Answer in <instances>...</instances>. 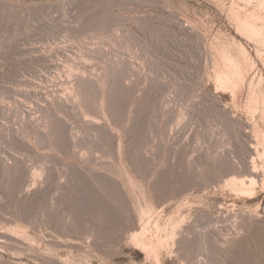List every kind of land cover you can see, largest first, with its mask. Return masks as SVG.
<instances>
[{
	"label": "rangeland",
	"instance_id": "obj_1",
	"mask_svg": "<svg viewBox=\"0 0 264 264\" xmlns=\"http://www.w3.org/2000/svg\"><path fill=\"white\" fill-rule=\"evenodd\" d=\"M263 3L0 0V264H264Z\"/></svg>",
	"mask_w": 264,
	"mask_h": 264
},
{
	"label": "bare ground",
	"instance_id": "obj_2",
	"mask_svg": "<svg viewBox=\"0 0 264 264\" xmlns=\"http://www.w3.org/2000/svg\"><path fill=\"white\" fill-rule=\"evenodd\" d=\"M262 2H264V1L262 0ZM263 4H264V3H263ZM258 7H259V6H258ZM246 19H247V18H246ZM249 19H250V18H248V21H249ZM252 19H253V17H252ZM255 19H256V18H255ZM237 20H238V18H237ZM238 21H239V20H238ZM238 21H237V22H238ZM246 22H247V21H246ZM246 22H242V21H241V22L238 23V28H239V30L242 32V34H243L244 36L247 35V36H245V37L250 38V36H251V39H253L252 37H256V38H258L259 34L261 33L260 31H262V33H263L262 28H258V27H257V28L255 29V27H254L253 24H249L250 21L247 22V23H246ZM253 22H254V21H253ZM256 22H257V21H256ZM251 23H252V22H251ZM257 29H259V32H260V33L257 31ZM263 34H264V33H263ZM260 35H261V37H262V34H260ZM263 36H264V35H263ZM254 39H255V38H254ZM261 40H262V38H261ZM251 41H253V40H251ZM257 41H259V39H258ZM262 41H263V40H262ZM254 42H256V41L254 40ZM259 42H260V41H259ZM243 51H244V50H243ZM243 51H241V53H243ZM243 54H244L245 57L247 56L245 53H243ZM243 54H242V56H243ZM243 58H244V57H243ZM239 59H240V58H239ZM239 59H238V60H239ZM246 59H247V58H246ZM243 60H244V59H243ZM244 61H246V60H244ZM244 61H243V62H244ZM248 62H249V61H247V63H248ZM239 63H240V62H239ZM244 63H246V62H244ZM247 63H246V65H247ZM244 65H245V64H244ZM246 65H245V66H246ZM251 65H252V64H251ZM245 66H244V67H245ZM248 66H249V65H248ZM232 67H233V68L230 69V70H229V69H228L227 71L224 70L225 72L223 71L222 73H220L221 75L219 76V81H220L222 84H224L225 86H228V85L231 84V85H230L231 87L228 86V87H230V90H232V89H234V88L236 89V87H235L234 85H235V83H238V81H237V82H234V80H233V77H234L235 74H236V73L234 72V71H235V65L232 66ZM242 67H243V66H242ZM251 67H252V66H251ZM246 68H247V67H246ZM246 68H245V69H246ZM243 70H244V69H243ZM241 71H242V70H241ZM246 71H247V70H246ZM243 72H244V71H243ZM242 75H243V74H242ZM244 78H245V77H244ZM244 78H243V80H244ZM239 79H240V78H239ZM232 80H233V81H232ZM232 82H234V85H233ZM242 82H243V81H241V84H242ZM241 84H240V85H241ZM232 86H233L234 88H233ZM228 87H227V88H228ZM239 87H240V86H239ZM231 88H232V89H231ZM237 88H238V86H237ZM235 89H234V90H235ZM232 91H233V90H232ZM235 91H236V90H235ZM254 95H255V93L253 94V96H254ZM253 98H254V97H253ZM256 99H257V98H256ZM255 103H256V102H255ZM257 103H258V102H257ZM255 105H256V104H255ZM233 178H234V177H233ZM231 179H232V178H231ZM231 179H230V180H231ZM235 179H237V178H235ZM246 179H247V180H246ZM246 179H243V180H242V179H241V180H240V179H237V180L239 181L240 185H241V186L238 185L239 188H241L240 191L248 192L249 190H251L250 187L252 188V184H253V185H256V182H255L256 180H254L253 177H248V178H246ZM237 180L234 181V179H232L231 181H233L234 183H236ZM238 181H237V182H238ZM246 181H248L249 183L246 182ZM233 182H232V184H233ZM246 183H248L249 185H247ZM233 185L235 186V184H233ZM233 185H231V187H232ZM236 185H237V184H236ZM246 185H247V186H250V187H249V190H248V188H245ZM234 186H233V188H234ZM236 187H237V186H235V188H236ZM239 188H236V190L239 189ZM234 190H235V189H234ZM247 190H248V191H247ZM238 191H239V190H238ZM251 192H252V191H250V193H251ZM142 211H143V210H142ZM147 224H148V223H147ZM144 225H145L144 223H143V226H141V224H140V226L142 227L141 230L143 229L142 232H141V230H139L140 234H141V233H144V229H145V228H144V227H145ZM140 234H139V233L135 234V237H134V238L137 239V243L139 242V244L142 245L143 248H144V246H146V245H144V243H143L144 240L142 241V239H141L142 237H140V236H141ZM138 246H139V245H138ZM146 248H147V246H146ZM150 249H152V248L150 247ZM148 250H149V249H148Z\"/></svg>",
	"mask_w": 264,
	"mask_h": 264
}]
</instances>
